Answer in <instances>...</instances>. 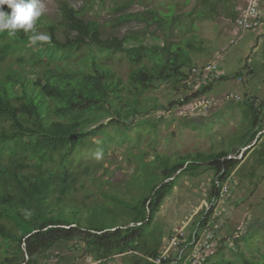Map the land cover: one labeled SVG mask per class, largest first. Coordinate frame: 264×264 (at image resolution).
Instances as JSON below:
<instances>
[{"label":"trees","instance_id":"16d2710c","mask_svg":"<svg viewBox=\"0 0 264 264\" xmlns=\"http://www.w3.org/2000/svg\"><path fill=\"white\" fill-rule=\"evenodd\" d=\"M200 2L203 8L183 14H176L173 5L166 12L151 9L125 13L116 23H143L144 28L126 32L122 37L105 38L101 28L104 24L86 19L83 8L75 9L64 1L58 7L61 40L55 36V26L46 21L39 23L51 42L43 46L29 45L23 31L11 38L0 33V66L6 56L15 57V66L17 59L22 58L8 72L0 68V264H40L50 248L71 241L82 243L87 253L101 261L129 250L135 253V245L146 235L176 182L178 170L184 167L183 174L195 176L197 169L203 167L223 181L237 166L235 160L226 159V151L203 157L201 154L194 161L156 157L159 178L134 209L115 197L119 208L107 210L91 203L85 209L86 195L78 187L83 174L94 167L89 166L87 159V141L105 129L101 120L114 114V122L128 127L127 120L156 107L143 104L144 92L155 84L174 85L186 78L184 69L191 68V54L203 45V40L192 33L194 15L206 17L216 11L217 0ZM4 10L10 9L5 5ZM152 25L154 28L146 35ZM82 49L86 51L76 58ZM95 52L106 58L113 54L123 56L130 65L126 79L110 70L106 59L99 61ZM59 53L64 57L57 64L53 59ZM41 55L47 57L43 65L35 62ZM27 68H34L37 74L30 85ZM210 85L192 98L203 95ZM257 112L251 109L252 126L258 119ZM100 150L103 148H96L99 155ZM100 211L119 214L121 218L106 225L97 218ZM156 255L153 252L151 257ZM236 256L239 264H264L263 260L247 259L239 251ZM167 261L160 264H169Z\"/></svg>","mask_w":264,"mask_h":264},{"label":"rangeland","instance_id":"374dc122","mask_svg":"<svg viewBox=\"0 0 264 264\" xmlns=\"http://www.w3.org/2000/svg\"><path fill=\"white\" fill-rule=\"evenodd\" d=\"M61 1L75 9L83 8L86 19L104 24L101 28L105 38L110 35L122 37L126 32H138L144 28L143 23H116L117 18L125 13H144L151 9L157 13L166 12L170 5L174 6L176 14L203 8L200 0H43L47 11L37 22L36 28L40 32L46 31L39 22H49L55 26V36L58 39H62L57 23ZM247 5L246 0H217L214 13L199 18L194 15L192 33L197 39L203 40V45L199 51L195 50L191 54V68L184 69L186 78L174 85L158 83L144 92L143 104L146 107L156 104V107L148 108V113L133 120H127V124L130 123L128 127L123 122H114V114L108 119L103 118L101 122L106 124L105 129L100 135L90 137L87 141V145L91 147L86 148L87 159L89 166L94 167L83 174L78 184L81 193L86 195L85 209L94 203L96 206H104L107 210H114L119 208V204L113 200L115 198L128 202L134 209L139 201L150 193L154 181L159 178L156 157L177 158L176 160L183 157L194 161L201 154L203 157L226 151V157L233 158L238 165L235 167L236 172H230L228 176L231 192L229 200L221 202L210 216L215 228V244L208 260L211 264H239L240 260L236 256L238 251L252 261H264V179L263 170L258 171L256 165L257 157L260 156L259 150L264 148V139L256 146L255 153L248 155L249 150L243 151L242 147L247 146V142H240L251 132V111L247 110L233 124L231 121H220L222 112L218 111L217 115L214 113L219 110L217 106L211 110L197 109L195 103L198 99L194 102L192 98L196 87L195 84L192 86V78L189 75L192 68L198 69L212 63V53H216L214 41L221 34H225V30L233 29V23L235 24L238 15L247 9ZM240 6L241 11L238 10ZM122 7L125 8L121 9ZM153 28L154 25L150 26L145 34ZM231 43H234V39L229 45ZM85 51L86 49L80 50L75 57L79 58ZM95 54L99 61L106 59L105 63L117 76L126 79L130 65L123 56L113 54L106 58V55L97 52ZM42 55L35 62L43 65L47 57ZM61 57H64L63 53L57 54L53 61L59 64ZM229 58L227 63L232 64V58ZM14 59L15 57L3 59L0 66L2 70L6 71L7 65ZM68 61L75 62L76 59L68 58ZM20 62L22 58L17 59L16 64ZM256 69L261 71L259 66ZM34 70L27 68L32 78L37 75ZM246 71H239L240 78ZM42 75L43 69H40V78L43 81ZM253 80L256 85L263 82L261 74L258 73H255ZM203 97L199 98V101ZM126 98L124 97V100ZM186 98L188 100L184 101ZM256 133L253 132V136ZM98 147L104 151L100 150V155L96 152ZM259 167L263 168L264 164ZM183 169L184 167L175 173L177 180L162 201L146 235L135 245V253L129 250L124 255L101 261L87 253L82 243L71 241L50 248L45 257L40 259V264H145V261L153 264V252H165L167 257L174 254L167 244L168 239L174 236L185 222L187 230H183V233L188 234L189 218H194L196 208L213 196L215 191V174L212 170L199 167L195 176H187L182 173ZM244 175L245 179L242 178ZM148 202L149 200L146 205ZM98 215V220L106 225H113L121 218L119 214H106L104 211H100ZM210 234L213 236L212 231Z\"/></svg>","mask_w":264,"mask_h":264},{"label":"crops","instance_id":"0c3cea01","mask_svg":"<svg viewBox=\"0 0 264 264\" xmlns=\"http://www.w3.org/2000/svg\"><path fill=\"white\" fill-rule=\"evenodd\" d=\"M248 2V0H246ZM264 0H258V7L262 10L260 22L256 28L248 31L240 30L236 24L233 23V29L225 30V34H221L214 41L216 44V53L213 54L212 63L224 72V79L210 85L209 89L203 93V96L212 100L209 109L217 106L219 110L214 111L217 115L218 111L222 113L220 121H235L245 114L248 110L255 109L258 112V119L247 135L246 139H241L240 143L247 142V146L242 147L243 151H248V155L255 153L256 146L261 139H264V112L262 111V104L264 99ZM241 6L238 10L241 11ZM244 11L238 17L243 14ZM234 39V43L229 45V42ZM228 40V41H225ZM226 42V44H225ZM240 47V48H239ZM220 49V52H219ZM215 54V55H214ZM229 57L232 58V64L229 62ZM260 67L261 71L256 69ZM248 71V77L241 74V81H237L240 77L239 71ZM260 71V72H259ZM255 73L261 74L263 84H254ZM239 96H242L240 98ZM255 131H258L257 133ZM253 132L256 133L253 136ZM239 143V144H240ZM260 156L257 157L258 171L263 170L264 179V148L259 150ZM226 159L232 160L233 158ZM245 159V158H244ZM238 165V164H237ZM236 172L235 168L231 172ZM245 173V172H244ZM246 174V173H245ZM246 178V176H242Z\"/></svg>","mask_w":264,"mask_h":264},{"label":"built area","instance_id":"2783aa9c","mask_svg":"<svg viewBox=\"0 0 264 264\" xmlns=\"http://www.w3.org/2000/svg\"><path fill=\"white\" fill-rule=\"evenodd\" d=\"M264 4V3H263ZM262 10L258 7V0H248L247 9L243 14L237 18L235 24L237 27L243 31L252 30L257 27L260 22ZM189 75L192 78V86L196 87L193 92L198 93L200 90L206 88L210 84L216 83L224 79V72L215 63H208L204 67L197 69L192 68ZM243 76L248 77V71H246ZM242 78L238 77L237 81H241ZM195 103V107L199 110H207L212 104L211 99H206L203 97L202 100ZM195 99L193 101L195 102ZM262 111L264 112V99L262 104ZM227 177L223 181L217 179L213 180L214 194L208 200L202 202L194 212V218L191 216L189 218V228L188 234L183 233V230H187L186 222L184 225L176 231L174 236H169L167 244L169 248L173 249L174 254L167 257L165 252H159L155 257L153 264H160L167 261L169 264H189L191 261L194 264H211L208 262L210 260V254L213 250L215 244V238L213 229H215L210 221V216L214 213L216 207L219 206L221 202H226L230 197V185L228 184ZM193 218V219H192ZM212 231L213 236L210 234ZM213 244V245H212ZM171 260L169 261V259Z\"/></svg>","mask_w":264,"mask_h":264},{"label":"clouds","instance_id":"9594fccd","mask_svg":"<svg viewBox=\"0 0 264 264\" xmlns=\"http://www.w3.org/2000/svg\"><path fill=\"white\" fill-rule=\"evenodd\" d=\"M5 5L11 10H9L10 12L4 10ZM46 11L47 8L43 0H0V33H6L7 36L11 38L14 37L18 31H23L28 37L27 42L29 45L43 46L49 44L51 42L50 35L40 32L36 28L37 22ZM5 58L9 57L6 56ZM23 59L25 60L24 57ZM11 65L15 66L13 62L8 64L7 70L4 72H8ZM16 76L20 75L17 73ZM26 76L29 80V85L36 79V76L33 78L29 74H26ZM65 227L71 228V226Z\"/></svg>","mask_w":264,"mask_h":264},{"label":"water","instance_id":"95a60500","mask_svg":"<svg viewBox=\"0 0 264 264\" xmlns=\"http://www.w3.org/2000/svg\"><path fill=\"white\" fill-rule=\"evenodd\" d=\"M228 158H230V157H228ZM170 180H173V177L172 178H169V179H166V180H164L158 187H156L155 188V190H157L162 184H164V183H166V182H168V181H170ZM133 224H129L128 226L130 227V226H132ZM139 225V224H138ZM99 233V232H98ZM27 237V236H26ZM22 246H24V244H22ZM23 251H25V249L23 248ZM26 258H27V256H26Z\"/></svg>","mask_w":264,"mask_h":264}]
</instances>
